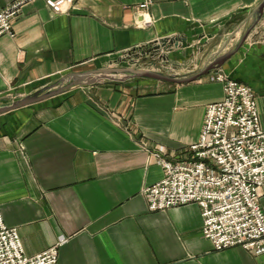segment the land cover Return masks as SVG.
I'll list each match as a JSON object with an SVG mask.
<instances>
[{
	"label": "crops",
	"instance_id": "obj_1",
	"mask_svg": "<svg viewBox=\"0 0 264 264\" xmlns=\"http://www.w3.org/2000/svg\"><path fill=\"white\" fill-rule=\"evenodd\" d=\"M259 1L77 0L54 14L35 0L14 35L0 37V102L163 40L175 44L181 73L197 70L237 43ZM221 70L254 89L264 128V16ZM224 95L208 75L185 84L117 79L1 114L0 210L25 253L63 242L58 264H264L242 247L216 250L197 203L150 211L144 193L164 177L154 153L187 159L207 105Z\"/></svg>",
	"mask_w": 264,
	"mask_h": 264
},
{
	"label": "built area",
	"instance_id": "obj_2",
	"mask_svg": "<svg viewBox=\"0 0 264 264\" xmlns=\"http://www.w3.org/2000/svg\"><path fill=\"white\" fill-rule=\"evenodd\" d=\"M35 0H13L0 9V37L14 35V23ZM54 14L69 13L77 0H44ZM150 2L140 5L139 13ZM224 86V98L207 105L202 132L189 147V157L170 160L154 157L164 177L145 188L150 211L197 203L202 231L216 250L242 247L264 254V128L254 89L223 70L209 75ZM59 242L42 253L28 256L20 234L8 226L0 210V264H58Z\"/></svg>",
	"mask_w": 264,
	"mask_h": 264
},
{
	"label": "water",
	"instance_id": "obj_3",
	"mask_svg": "<svg viewBox=\"0 0 264 264\" xmlns=\"http://www.w3.org/2000/svg\"><path fill=\"white\" fill-rule=\"evenodd\" d=\"M264 16V0L259 1L255 7L249 12L246 17L245 23L248 22L244 31L241 33L237 43L229 49L228 52L222 51L228 46L229 41L217 53V56L208 61L203 67L186 72V73H171L151 68L134 67V66H115V67H100L96 69H87L80 71H71L61 76L59 79L43 85L41 88L23 95L22 97L0 102V115L8 113L26 106H30L52 97L64 94L71 89L84 86L93 85L101 80H126V79H143L163 81L173 84H185L201 79L210 73L219 70L223 67L224 63L231 58L247 41V38L258 25ZM167 40L160 43L165 46ZM159 44H149L148 47H141L140 50L144 54L156 49ZM120 75V77H116Z\"/></svg>",
	"mask_w": 264,
	"mask_h": 264
},
{
	"label": "rangeland",
	"instance_id": "obj_4",
	"mask_svg": "<svg viewBox=\"0 0 264 264\" xmlns=\"http://www.w3.org/2000/svg\"><path fill=\"white\" fill-rule=\"evenodd\" d=\"M157 44L159 45H157L156 49L152 50L150 53L146 52L143 54L139 48H138L139 50L133 49L129 52L123 53V55L120 57L119 60L117 58H112V60L109 61L108 63L106 62L103 65H99V66L88 64L86 66L79 67L78 71L87 70V69H96L100 67L134 66V67L151 68V69H156L171 73H181V70H183L185 66L183 67V65L174 62L172 59V57H174V51L176 48L174 46L175 44H172V42L165 46H163L160 42H158ZM116 77L118 78L120 77V75H117ZM107 81L110 80L106 79V80H101L100 82H107ZM160 148L163 149V147ZM160 148L158 149V151L160 150Z\"/></svg>",
	"mask_w": 264,
	"mask_h": 264
}]
</instances>
